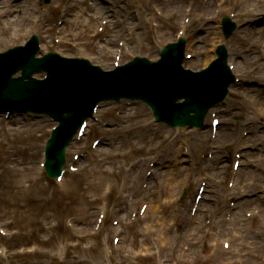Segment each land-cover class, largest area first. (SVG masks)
<instances>
[{"label":"rangeland","instance_id":"obj_1","mask_svg":"<svg viewBox=\"0 0 264 264\" xmlns=\"http://www.w3.org/2000/svg\"><path fill=\"white\" fill-rule=\"evenodd\" d=\"M7 1L13 4V0ZM114 1L117 0H113L111 3L114 4ZM118 1L120 6H125V1ZM203 1L130 0L132 6H126L128 7L126 13L121 12V10H116L113 13L116 20L120 18V22L116 24L117 31L111 39V43L107 44L110 49V55H107L104 53L105 48L101 49L100 47V42L106 37V34L99 37L94 36L97 33L98 21L92 14L94 5L87 4V2L79 4L82 12L78 13L76 23H70L71 18H68V22L63 25L64 36L62 39L59 38L63 43L54 42L53 34L56 31L57 21L68 5L67 0H55L53 7L48 10V18H45L46 24L43 25L45 28L40 29L43 48L44 51L57 49L67 56L82 55L89 57L95 63L110 69L114 64L115 50L119 41L125 39L124 44L127 53L123 60H127L129 56L136 54L156 56L162 44L170 36V38L175 37L178 26L185 18L190 17L188 19L191 24L187 32L188 50L193 55V59L187 61L190 66L201 67L209 55L211 56L215 51L213 49H215L216 44L225 43L228 47L230 60L235 65L236 75L239 77L238 74L245 73L246 79L251 84L239 85V92L244 94L249 89L259 90L258 86L264 87V44L258 43L264 42V23L261 21L255 26L245 25L260 16L261 18L264 16V0H207L206 3ZM180 8L181 12L171 17L172 13ZM40 9L42 10V7L39 6L38 11L34 12L28 8V12L31 14L29 17L30 24H33L35 18L41 15ZM158 10L162 12L163 17L157 16L159 22L156 24H158V28L160 27L157 30L149 21ZM67 13L69 10L66 11ZM139 13L143 14V17H140ZM231 14H236V18L242 27L237 33L238 36L235 37L236 31L230 39L226 40L220 30L219 22L223 16ZM123 19L124 22H122ZM127 22L129 23L127 24ZM127 26L131 27L130 31L133 34L127 32L129 31ZM26 27H23V32L27 31ZM252 27L256 28L255 32L249 30ZM28 32L30 30L24 33ZM74 34L77 36L74 37ZM243 36L249 38L247 44L242 39ZM254 38H258L259 41L253 40ZM20 40L19 42H21ZM255 42L258 43L257 47L254 45ZM5 45V42L0 43V49L4 48ZM248 46L250 47L246 51ZM238 50H241L242 56L237 55V58ZM257 53L261 55L258 56ZM249 58L251 59L248 61ZM260 94L257 91L256 97H260ZM232 99L241 101L234 97ZM241 102L242 104L232 102L231 105L225 103V107L220 111L223 124L219 129L217 140L212 142V145L216 144L214 149L217 152L214 153V157L209 158V161H214V164L217 159L213 167L214 170L202 169V165H205L204 162H196L198 165L196 164L194 167L199 166L197 170L188 166V161L182 162L184 159H190L183 147L181 149L182 142L187 139L191 142L193 139L194 131L189 129H174L173 131V129L168 128L165 135L169 139L156 147L152 153L141 149L139 151L134 150L131 155L128 154L130 148H133L130 141L135 132L140 133L142 129L137 128L131 133L126 126V121L120 127L115 123L113 117L105 111L111 106L117 107L119 112L125 106L131 109V107H139L142 104L104 103L102 105V110L105 112L102 119L103 123L97 125L92 122L87 138L81 144V150L74 151L76 153L82 152L85 155L78 163H75L80 170L77 174L67 173L65 175L62 184L66 189L63 191L54 180H48V192L46 191L43 198L40 199L45 201V205H42L40 200L38 201L36 198L38 192L35 190L30 191L31 194L27 195L28 200L24 205L13 204L5 193V190L8 191L9 188L12 190V186L3 181V177L0 175V220L4 223L13 221L10 229L18 231L17 234H12L11 231L12 235L9 238H0V246L6 245L8 247L4 255L0 257V264H176L175 256L178 248L168 245L163 255L169 260L164 263L160 253H158L157 245L147 243V226L153 222L150 219L139 217L138 213L136 219L131 221V214L134 211H139L142 204H150L154 205V210H159L161 215L167 216L172 224L175 220L172 217V206H176L180 210L176 223L182 222L183 215L185 217L193 215L191 212V208L195 205L193 196L196 194L200 181L207 175L210 179L206 199L201 202L197 213L193 215L196 222L189 226L194 233V241L198 240V242L183 246L185 249L186 247L191 248L188 251L187 259L189 262H196L197 264L264 263V243L261 238H264V125L259 127L260 132H254L249 124L255 112L249 104L246 105L243 101ZM149 111L145 108L142 114L148 122H151ZM17 118H21V121H30L32 127L39 126L40 128L37 131L33 130L32 137L27 139L23 136L15 140L5 137L2 134V132L4 133L2 128L15 127L13 120ZM31 119L33 120L31 121ZM38 120L27 115H23V117L11 116L6 121L0 119V173L7 171L6 161H10L9 152L15 153L14 149H17L18 152L16 143L20 144L22 141L28 143L29 141L33 149H39L37 150L39 154L44 144V137L49 134L52 123L46 118ZM208 121L209 117L207 116ZM105 122L108 123V126ZM234 130L237 131L236 135L234 138H230V134ZM243 131L248 133L244 143L239 137ZM201 133H204V130H200L199 134ZM208 135L210 136V131L207 132ZM94 136L100 137L102 140L105 138V141L101 142L95 149H91ZM136 142L140 143L139 141ZM173 142L179 146V154H177L179 165L188 168L176 173L174 171L176 169L172 166L163 167L160 169L163 176H153L151 186H149V180L145 179L146 172L151 168L148 163L153 160L154 156L158 155L157 153L165 152ZM237 145L243 148H236ZM242 149L243 165H241L238 175H235L232 162L235 159V154H240ZM34 153L26 154V156L19 153L21 156L18 161L20 170L24 169L28 174H32V166L38 158V154ZM73 153L70 151L69 161L73 160ZM169 154L173 155L172 152ZM198 156L200 159L202 158L200 154ZM143 159L146 161L130 169L134 161ZM250 172H253V176L249 174ZM167 175L168 178L178 175L172 180L174 185L177 182L181 183L183 179L187 181L188 188L184 198L181 199L180 196L183 193V187L176 188L177 193L173 196L167 195L166 192L162 193L161 196L159 195L160 185L166 181ZM128 180H130V184L135 185L136 190L142 188V191L133 196L135 187L129 189L125 187ZM230 180L234 183L233 187H228ZM30 181L27 179L26 185H30ZM247 184H252V186L245 190ZM147 185L148 187H145ZM232 192L235 193L229 195ZM230 196L234 198L235 203L232 209H229ZM242 199L248 200V202L241 205ZM100 211L105 212L106 219L99 233L95 230V224ZM231 211H235V213L233 219L228 221L226 215ZM248 213L252 215L248 217ZM54 216H59L61 224L57 228L49 229V222L54 220ZM43 218L46 219L43 221ZM112 220L118 221V225L114 229L109 227ZM209 220L212 221L210 225L207 224ZM200 221H203L206 226L195 231ZM68 223L76 225L77 236L74 239L69 234ZM220 223L223 224L220 225ZM217 225H220L218 231L215 229ZM4 227L6 228V226ZM114 232L121 235V241L117 245H113L111 242ZM53 235L54 237H52ZM154 236L156 237L157 234L154 233L152 238ZM22 241L24 243H20ZM224 241L231 243L230 249L224 248ZM177 242L180 243V241ZM28 249L32 250L31 253L26 252ZM65 260L68 262L65 263ZM178 263L183 264L182 262Z\"/></svg>","mask_w":264,"mask_h":264},{"label":"bare ground","instance_id":"obj_2","mask_svg":"<svg viewBox=\"0 0 264 264\" xmlns=\"http://www.w3.org/2000/svg\"><path fill=\"white\" fill-rule=\"evenodd\" d=\"M9 3H8L7 0H0V34H1L2 30H3V34L6 36L5 37V41H7V38L15 39V38L19 37V34L21 35L22 32H23V27H26L27 26L28 28H32V29L35 28V27L41 28V24H40L42 22L41 20H39L36 23V26L35 27H29L30 26L29 23L31 22V21L29 22V17L31 16V14L28 12V8L31 9V10H33L35 12L37 10V8H39V6L37 4V3H39L38 0H26V1H24L25 4L23 3L19 7L18 13L14 12L13 6L11 4H9ZM73 4H75V1L74 0L71 3V9H72V11H74L72 13V15L74 17V22L76 23L78 21V16H79L78 13L81 11V8H78V10L76 12V5L74 7ZM10 10L12 11V15H11V19H10V22H9V20H5V17L7 16V14L8 15L11 14V11ZM123 11L127 12V9H123ZM177 13H180V10ZM25 21H27L29 23H26ZM28 28H26V30ZM250 30L255 32L256 31V28L255 27H252V28H250ZM242 39L246 40L245 37H243ZM257 39L258 38H255V40H257ZM258 43L259 44H264V42H261V41L258 42ZM21 51L22 50H14V52L12 53V60L13 61H17L18 60V62L22 66H24V64H27L28 63V61L31 59V57H28L27 60H26L25 59V56L21 55L24 52H21ZM257 54H258V56L261 55L260 53H257ZM250 59L251 58H249L248 61ZM233 93H234L235 97L236 96L239 97L246 105L249 104L250 106L251 105L254 106V101H255V103H257L259 105L264 102L262 100V98L264 99V94L263 95L260 94L259 95L260 96L259 98L253 97V95L257 94V90H251V89H249L244 94L243 93L242 94H238L239 92L236 91V90H234ZM252 110H255V109H252ZM261 116L264 117V111L261 112ZM142 117H143V114L141 112H139V113L138 112H135V113H127V118L129 120H131V124L134 123L133 120L140 119ZM141 122L142 121L140 120L139 123H141ZM252 123L254 125L253 127L254 128H257V130H259L258 129L259 123L256 120H254ZM33 130L34 129L31 126H27V125H25L23 127H20V128H17V130H14L12 132L13 140L18 139L20 136H23L25 138L30 137L33 134ZM162 133H164V131H163V129L161 127L151 128L150 133L144 135V140H145L146 145H151V144L154 145L157 141H160L162 139V137H163ZM197 140L203 141V143L204 142H207V135L205 134L202 138H200V136H197ZM133 145H134L135 150H138L139 149V146L140 145H139L138 142L133 143ZM201 148H204V146L201 145ZM26 149H27L26 146H22L19 150H21L22 153H24V152H26ZM192 149L195 151V149H196V142L193 143ZM15 162H17V159H15ZM158 165L159 166H162V167L165 166V160L164 161L163 160H159L158 161ZM10 169L14 170V175L15 176L8 170V175L5 177V181H8L11 184V186H12V190H10V188L8 190L9 191V194H11L12 195L11 197H13L14 199H16V201L23 200V201L26 202L28 200L27 192L32 189V186H34L35 183L39 182L40 176H36L35 177L34 175L31 176L29 174L22 173L21 176H20V178H17L16 177L17 176L16 172L18 171V168H16V167H10ZM179 171H180V169L177 170L176 173H179ZM177 176L178 175H176L174 177H177ZM28 178H32L34 180L35 183L33 182L32 183V186L26 185L25 182H26V180ZM172 178H168V180L165 181V184L162 185V189L163 190L164 189H167L166 190V194L167 195H174L177 192L176 187L172 186V181H171ZM169 186H172V189ZM134 194H136V191H134ZM246 202H248V200L247 201L245 200V201L241 202L240 204L242 205V203H246ZM176 211H178V212H176L177 214L180 212L178 209H176ZM156 218L158 219V223H159V221H161L159 215H156ZM187 223H188V221L186 219H184L183 225L184 226H187L186 225ZM150 228H152V227H150ZM150 230H152V229H150ZM176 231H177L176 228H172V229L168 228L167 230L165 229V231L160 230V234H159L158 239L156 240V243L160 246L161 249L163 247H165V245H167L165 243V237L163 238V235H162L165 232H168L169 235H170L166 239V242L167 243H168V241L170 242V240L172 238L179 239V240H185V242H186L185 235L184 234H183V236L178 235V234L175 233ZM182 243H184V241Z\"/></svg>","mask_w":264,"mask_h":264},{"label":"water","instance_id":"obj_3","mask_svg":"<svg viewBox=\"0 0 264 264\" xmlns=\"http://www.w3.org/2000/svg\"><path fill=\"white\" fill-rule=\"evenodd\" d=\"M37 65L38 64H36L35 62H32V60L30 59L27 64H24V66L19 65L13 70V71H15L16 69H19V68L24 69V75L21 78H19L17 80L10 81V83H14V86L17 87L18 93L21 90V88H23V89L31 88V89H37L38 90L39 86H41V85H43L45 83H48V82H49L48 84H50V83L56 81V76H55V74H53V72H52L53 70H51L52 69L51 68V69H49L51 71H49V77H48V79L46 81H44V82H38V81L36 82V81H34L32 84L26 82L25 79L28 78L31 75V73L34 71V69L36 68ZM132 65H134V64H131V66ZM157 66L162 67V68H168V67H170V63H167V64L159 63V64H157ZM172 66H174V64H172ZM41 67L42 68H46V65L45 64L39 65V68H41ZM13 71H11V72H13ZM11 91L14 92L13 90H11ZM85 96L88 97L87 95H85ZM105 97L106 96L102 95V96H100V99H103ZM177 97H178V94H176V93L172 94L171 98H170V102L173 103L176 100ZM98 99L99 98L94 97V96L89 97V100H85L83 98H78L77 96L72 97V99L70 100L69 106H72V105H75V106L71 107V108H68V110L66 109L65 111L67 112V117L69 116L72 119H75L76 122L72 125L73 127H77L78 124H80L83 121V119L90 113V111L92 110V108L94 107V105L96 104ZM19 101H21V100H19ZM40 102H43V100H41ZM46 106H47V108H46L47 112H49L52 115L54 114L53 115L54 117L62 120L63 117L65 116V114L64 113L62 114V112L58 111L50 103L49 100L47 101ZM200 107H201L202 110H206V108H207L205 106L204 107L200 106ZM193 109L196 110V108H193ZM189 111L190 110H188L187 113ZM55 113H58L60 115H56ZM182 121H184V120H182ZM182 121H180V122H182ZM71 133H67L65 135V137L63 138V140H61L59 132H56L54 138H52L50 140V142H49V151H51L53 149V147L55 146L57 140H61L59 146L63 148L68 143V139H69Z\"/></svg>","mask_w":264,"mask_h":264}]
</instances>
